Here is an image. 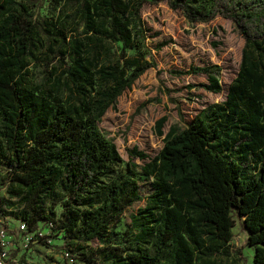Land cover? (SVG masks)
Segmentation results:
<instances>
[{"label": "trees", "instance_id": "obj_1", "mask_svg": "<svg viewBox=\"0 0 264 264\" xmlns=\"http://www.w3.org/2000/svg\"><path fill=\"white\" fill-rule=\"evenodd\" d=\"M51 1L54 20L41 12ZM161 1L191 23L231 20L244 46L222 102L164 134L161 116L158 154L132 146L123 166L98 124L156 66L140 10ZM192 71L206 74V91L221 90L216 64ZM147 180L152 192L131 215L136 231L114 230ZM0 187L14 241L24 232L6 227L7 216L28 232L47 227L42 243L63 232L85 264H96L93 240L102 264H217L211 253L229 254L233 209L253 264H264V0H0Z\"/></svg>", "mask_w": 264, "mask_h": 264}, {"label": "rangeland", "instance_id": "obj_2", "mask_svg": "<svg viewBox=\"0 0 264 264\" xmlns=\"http://www.w3.org/2000/svg\"><path fill=\"white\" fill-rule=\"evenodd\" d=\"M41 8L44 17L54 20L53 1ZM142 19L150 28L147 32L146 45L156 63L138 76L130 88L119 94L115 108H108L102 115L99 128L110 137L121 154L124 162L129 158L126 149L136 146L149 156H156L163 143V134L170 125L183 127L202 107L223 101L227 85L234 78L241 58L244 39L240 36L234 23L222 16H215L210 21H188L180 10L170 8L164 1L154 4L144 3L140 10ZM166 42L160 48L156 44ZM128 52H131L130 50ZM216 64L219 67V92L206 91L201 82H206V74L194 72L197 66ZM36 65L31 76L39 77L45 69ZM161 116L166 119L161 126L163 134L155 129L156 120ZM141 164L145 159L131 158ZM152 192L150 180L139 184V193L143 197L126 208L122 219L114 225V230L123 232L134 228L131 215L146 202V196ZM4 193L0 187V195ZM55 218L60 211L59 204L54 205ZM233 209L232 238L226 244L228 255L215 251L211 258L217 264H253L254 247L246 244V235L241 217ZM20 218L7 216L5 225L13 230ZM41 231L48 233L47 227ZM30 235L25 231L22 236ZM65 239L59 232L47 239L46 243L29 238L25 244L21 238L14 241L7 253L6 264H85L75 258L77 250L71 247L66 255ZM88 252L94 251L96 264H102L99 246L96 240L86 243ZM96 252V253H95Z\"/></svg>", "mask_w": 264, "mask_h": 264}, {"label": "built area", "instance_id": "obj_3", "mask_svg": "<svg viewBox=\"0 0 264 264\" xmlns=\"http://www.w3.org/2000/svg\"><path fill=\"white\" fill-rule=\"evenodd\" d=\"M2 220L3 219L0 217V264H6L7 253L9 251L10 246L14 242L15 236L7 232ZM16 229H18L21 232H25L26 231L25 223L19 221V224L17 225ZM27 233H30V235L25 234L26 236L21 237V241H24L25 244L29 241V238L32 237L33 235H35V237L38 238L39 236H42L44 234L40 228L32 232L27 231ZM65 254L66 255L68 254L67 250L65 251Z\"/></svg>", "mask_w": 264, "mask_h": 264}, {"label": "crops", "instance_id": "obj_4", "mask_svg": "<svg viewBox=\"0 0 264 264\" xmlns=\"http://www.w3.org/2000/svg\"><path fill=\"white\" fill-rule=\"evenodd\" d=\"M234 77H235V76H234ZM231 80H232V79H231ZM231 80H230V81H231ZM229 83H230V82H229ZM229 83H228V84H229ZM227 86H228V85H227ZM191 118H192V117H191Z\"/></svg>", "mask_w": 264, "mask_h": 264}]
</instances>
